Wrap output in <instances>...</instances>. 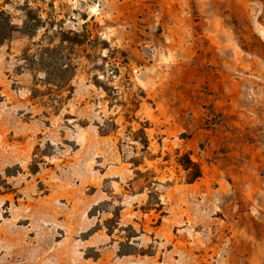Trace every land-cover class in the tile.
<instances>
[{"label":"rangeland","instance_id":"rangeland-1","mask_svg":"<svg viewBox=\"0 0 264 264\" xmlns=\"http://www.w3.org/2000/svg\"><path fill=\"white\" fill-rule=\"evenodd\" d=\"M0 264H264V0H0Z\"/></svg>","mask_w":264,"mask_h":264},{"label":"trees","instance_id":"trees-1","mask_svg":"<svg viewBox=\"0 0 264 264\" xmlns=\"http://www.w3.org/2000/svg\"><path fill=\"white\" fill-rule=\"evenodd\" d=\"M179 163L184 166L185 168H189V165L190 164H193L192 161L188 158V157H182L179 159ZM201 176V172L197 171L193 174V176L190 178V182L192 181H195L196 179H198L199 177ZM114 217L110 220H108L107 222L108 223H113L115 222L116 224L119 222V219H120V215H119V212H115L113 213ZM108 231L111 233V227H109L108 225ZM130 254V253H129Z\"/></svg>","mask_w":264,"mask_h":264},{"label":"built area","instance_id":"built-area-1","mask_svg":"<svg viewBox=\"0 0 264 264\" xmlns=\"http://www.w3.org/2000/svg\"><path fill=\"white\" fill-rule=\"evenodd\" d=\"M133 72L136 74L138 72V70L137 69H134Z\"/></svg>","mask_w":264,"mask_h":264}]
</instances>
